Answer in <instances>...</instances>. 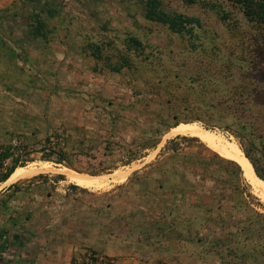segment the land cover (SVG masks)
I'll list each match as a JSON object with an SVG mask.
<instances>
[{
  "label": "rangeland",
  "instance_id": "374dc122",
  "mask_svg": "<svg viewBox=\"0 0 264 264\" xmlns=\"http://www.w3.org/2000/svg\"><path fill=\"white\" fill-rule=\"evenodd\" d=\"M49 1L58 15L40 16L50 33L21 48L33 7L0 0V148L12 152L3 169L15 158L24 163L0 191L19 186L4 196L13 211L34 201L18 210L22 247L60 248L61 264L88 250L115 264H264V201L222 159L234 161L188 134L180 135L193 139L179 140L176 152L162 151L174 127L197 123L183 120L191 108L237 91L244 100L234 105L246 111L264 173L263 27L226 0H158L164 12L199 18L193 49L185 35L147 19L144 0ZM130 37L140 51H127ZM87 46L112 63L128 56L130 67L111 72ZM58 61L63 78H55ZM49 146L63 149L71 165L43 160ZM66 168L99 181L79 185Z\"/></svg>",
  "mask_w": 264,
  "mask_h": 264
},
{
  "label": "trees",
  "instance_id": "16d2710c",
  "mask_svg": "<svg viewBox=\"0 0 264 264\" xmlns=\"http://www.w3.org/2000/svg\"><path fill=\"white\" fill-rule=\"evenodd\" d=\"M23 5H31L33 7L32 13L29 18L25 19L26 21V34L32 39L43 38L46 39L47 32L49 30L45 29V23L41 19V14L53 18L58 15V10L55 9L53 4L49 0H21ZM186 4H195V3H204L200 0H182ZM231 4L237 6L242 12L244 17L249 22H255L261 25L264 29V0H226ZM144 16L152 21L160 22L168 27V29L175 34L185 35L188 38L190 47L195 49L197 47L196 41L197 32L196 29L201 28V22L198 17L189 16L184 13L179 12H164L158 4V0H144ZM210 9H215L217 6L215 4H209ZM220 8V7H219ZM217 13L221 20L228 21L229 15L227 12L220 8L217 10ZM31 19V21L29 20ZM90 56L97 60H103L104 65L111 72H120L124 67H130V61L128 56H121L120 62H109L107 56H102V50L99 46H87ZM141 41L130 37L126 41V49L131 52L133 50H141ZM249 79V78H248ZM238 96V98H236ZM242 94L234 92L232 97H224L215 102V104H206L203 107H193L191 108L189 115L186 118H183L184 122H197L201 126L209 130L218 129L225 133L227 136H232L233 139L237 142L239 148L242 150L244 155L250 160L255 173L264 179V173L257 166L255 160L253 159L252 153L255 148V139H254V130H252L251 123L244 116L246 111L245 109L238 108V105H234L238 102L241 107L244 98H241ZM223 103H225L223 105ZM177 117L176 115L174 116ZM179 119L172 124L175 126L179 124ZM178 126V125H177ZM193 137L186 135H176L173 138H170L166 141L164 150H169L172 153L176 152L179 149L180 141H190ZM156 147V144L150 146V148ZM49 152L47 155L41 156L43 160H50L54 163H66L67 166H70L68 162L67 153L61 149L56 148L55 146H49ZM12 155L11 150L0 148V183L6 181L11 175L15 172L18 166H23L24 163L20 162L16 158L13 160V164L9 168L3 169V161ZM140 158V157H139ZM225 162L231 163L235 166L237 172L240 174V166L231 162L229 160H224ZM243 174V173H242ZM62 177V175H58ZM19 186L16 183H13L9 186V189H19ZM71 188H79L76 184H71ZM83 189V188H80ZM14 190V191H16ZM115 264L114 258L109 256H100L94 250H88V252L79 254L78 256H72L69 264Z\"/></svg>",
  "mask_w": 264,
  "mask_h": 264
},
{
  "label": "crops",
  "instance_id": "0c3cea01",
  "mask_svg": "<svg viewBox=\"0 0 264 264\" xmlns=\"http://www.w3.org/2000/svg\"><path fill=\"white\" fill-rule=\"evenodd\" d=\"M12 1L13 0H6L5 3L9 4ZM12 19H14V17H12ZM25 30L26 28L21 30L22 33L18 40V45L21 48L31 47L32 45L36 46L38 44V41L39 43H41V40H38L40 38L32 39L28 37ZM42 45L44 47L45 43H43ZM43 50H45V47ZM57 56H59L61 59L63 56V53L58 52ZM63 64H64L63 61L61 62L58 61L55 63L56 65L55 71L58 72V73L56 72L55 78L64 77L62 74L65 68ZM40 65L43 66L44 63H41ZM45 69H48L47 66H45ZM58 70L60 71L63 70V71L60 72L61 74H59ZM20 167L21 166H18L16 170H18ZM10 178H8L3 183L5 184L8 182H11ZM75 189H80V188H75ZM9 191H10L9 186H7V188H3L0 191V264H61L62 254H61L60 248L39 247V246L38 247L33 246L30 248L22 247L21 241L24 240V242H26V239L23 237L22 234H20L22 230L19 225V222L21 221V216L18 214L20 212L18 210L28 205L31 206L34 201L32 199L28 201H23L19 203L20 207L16 206L14 208L17 211L16 210L13 211V207H14L12 205L13 200H10L9 198L4 197L6 195L5 193ZM22 211H25V210H22ZM16 224L18 225L16 226L18 227V230H15ZM71 258H72V253L70 252L69 259L71 260Z\"/></svg>",
  "mask_w": 264,
  "mask_h": 264
},
{
  "label": "bare ground",
  "instance_id": "6f19581e",
  "mask_svg": "<svg viewBox=\"0 0 264 264\" xmlns=\"http://www.w3.org/2000/svg\"><path fill=\"white\" fill-rule=\"evenodd\" d=\"M172 133L198 136L222 156L235 161L240 166L243 176L250 183L252 191L264 201V179L255 173L250 160L244 155L236 142L229 141L222 138V136L219 137L198 123H181L172 129ZM64 170L65 174L79 185L93 186L99 181L98 177L81 174L68 168ZM18 171L12 175L10 181L17 179L20 175Z\"/></svg>",
  "mask_w": 264,
  "mask_h": 264
}]
</instances>
